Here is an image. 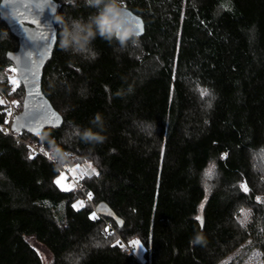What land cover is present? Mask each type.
I'll return each mask as SVG.
<instances>
[{
  "label": "trees",
  "instance_id": "trees-1",
  "mask_svg": "<svg viewBox=\"0 0 264 264\" xmlns=\"http://www.w3.org/2000/svg\"><path fill=\"white\" fill-rule=\"evenodd\" d=\"M54 1L41 90L63 123L43 139L0 130V264H42L30 239L51 264H218L246 241L264 253V0H117L142 18L144 34L121 45L97 32L94 58L59 44L65 26L91 24L98 9ZM16 48L0 20V99ZM29 145L55 159H29ZM85 162L99 175L84 177L82 192L55 185L64 166ZM98 202L121 228L89 220ZM136 239L143 262L127 249Z\"/></svg>",
  "mask_w": 264,
  "mask_h": 264
},
{
  "label": "water",
  "instance_id": "water-1",
  "mask_svg": "<svg viewBox=\"0 0 264 264\" xmlns=\"http://www.w3.org/2000/svg\"><path fill=\"white\" fill-rule=\"evenodd\" d=\"M3 3L4 0H0V5H3ZM37 4H40L42 7L37 8ZM52 5H55V10H53ZM119 7L122 10L124 25L130 26L132 29V37H141L144 34V23L142 18L132 13L125 6ZM57 9L58 4L54 0H15V3L13 5H9L7 7L0 6V20L6 25L9 32L17 39L16 50L6 53V59L10 62L13 67H16L18 70L17 75H19V72L22 71L25 67H28L31 64L27 54H31L32 60L41 61V67L38 70V82L40 84L41 95L33 94L28 98L30 106H35L36 108H40L45 103L49 104L52 107V105L48 102V99L42 93L41 80L44 66L51 59L52 52L56 44V40L53 41L51 39V33L53 30H55L57 33L55 25V16ZM33 18L40 21V24L37 25L25 22L26 20L30 21ZM137 22L142 25L143 29L139 35H136V33L140 31L137 28ZM47 24H51L52 27H47ZM115 39L119 41L117 38ZM45 45L48 46L47 52L44 51ZM9 53L12 54L11 57L9 56ZM29 80H31V77H29ZM21 86L23 89L21 110L15 115L12 122L16 118L21 117L25 111L23 105L24 97L26 95V86L23 81V78H21ZM28 87H30V84L28 85ZM52 109L61 118V121L63 123L61 115L53 107ZM12 122L9 126V132L13 134L24 132L31 135L32 137H35L36 139H40L43 130L51 129L48 127H44L39 130L38 135L33 134L27 128H19L16 132H13L11 130ZM93 212H95L97 216L108 218L114 221V223L119 228H121L123 225L119 224L121 219H119L104 202L96 203V205L93 207Z\"/></svg>",
  "mask_w": 264,
  "mask_h": 264
},
{
  "label": "snow or ice",
  "instance_id": "snow-or-ice-1",
  "mask_svg": "<svg viewBox=\"0 0 264 264\" xmlns=\"http://www.w3.org/2000/svg\"><path fill=\"white\" fill-rule=\"evenodd\" d=\"M15 3V0H4L3 7H7L9 5H13ZM27 6V5H25ZM37 8H41L42 6L40 4L36 5ZM53 10H55V5H52ZM19 22V21H18ZM26 23H31V24H40V21H38L37 19L33 18L32 20H26ZM44 26V25H42ZM47 27L51 28L52 25L51 24H47ZM137 28L140 30L136 33V35H139L140 32L143 30L142 29V25L137 22ZM118 34V33H117ZM56 36L57 33L55 30L52 31L51 33V39L53 41L56 40ZM59 47L61 48V45L59 44ZM47 48L48 46L45 45L44 51L47 52ZM11 53H9V56L11 57ZM29 61L31 62L30 66L25 67L22 71L19 72V75H17V68L13 67L11 65H9L5 71L7 73H9L10 75L7 76V84L10 86V90L8 92V95H12L13 93H15L17 91V89H19L21 87V78H23V81L25 83V91H26V95L24 97V113L21 117L16 118L13 122H12V131L16 132L19 128H27L29 131H31L33 134H39V130L44 128V127H48L51 129H59L62 125V121L61 118L57 115V113L52 109V107L45 103L44 105H42L40 108H36L35 106H30L29 103V97L32 96L33 94L36 95H41L40 92V84L38 82V70L41 67V61L39 60H32L31 54H27ZM79 70V69H77ZM29 77H31V80H29ZM30 84V87H28V85ZM201 97L205 96V95H210V93H208L207 89H203L200 92ZM214 98V97H213ZM5 104V100L4 99H0V106H3ZM11 104L13 107H19V101L13 99L11 101ZM208 107H211V101L208 102ZM4 116L5 119L3 121L4 125L9 124V119L8 117L12 116V111L11 108H7L4 109ZM99 119V117L97 118ZM0 130H2L4 132L5 135L8 134V129L4 128L3 125H0ZM86 136H90L89 133H85ZM91 138V137H90ZM41 139H43V137H41ZM94 139H101L100 137H94ZM30 147V146H29ZM54 153H59V149L58 148H53ZM41 152L43 155H45L46 157H48L50 160H54L55 159V155H49V153L47 151H45L43 148H41ZM227 154H222L221 155V159H223ZM29 159H33V154H32V150L30 147V152H29ZM76 168L79 167V165L75 166ZM90 167V165H89ZM215 165L214 164H210L209 165V169L205 170V176L208 177L210 174V170L214 169ZM92 173L94 175H99L98 172L95 171V169L92 170ZM73 181H75L77 179L76 175H75V168H73L71 170V173ZM68 179V174L66 172H61L59 176H57V178L54 180V183L62 190V191H70L72 185L67 184L66 181ZM80 179H83V176L80 177ZM240 189L242 192H244L245 194L248 193L249 188H248V184L247 181H242L240 183ZM206 190H207V185H206ZM88 199L92 198V193L89 192L87 194ZM257 202L261 203L264 201H261L260 197H257ZM83 201H76L73 204V209H78L79 207H83ZM242 214H244L245 216V220L247 219V215L249 213L245 212V210L241 209ZM88 218L90 221H95L97 219V214L95 212H90L88 214ZM196 219L199 221L201 220V217L197 216ZM241 226L244 225V221H240ZM120 225L123 224L122 221L119 222ZM203 226V225H201ZM104 232L106 234L109 233V228L106 225L104 227ZM201 240V237L197 236L196 241L194 242H199ZM251 243V242H249ZM130 245H135V246H140L141 245V241L136 239V240H132L129 242ZM99 246V245H97ZM113 246H120L123 247L124 245L120 243V241H116L115 244Z\"/></svg>",
  "mask_w": 264,
  "mask_h": 264
},
{
  "label": "clouds",
  "instance_id": "clouds-1",
  "mask_svg": "<svg viewBox=\"0 0 264 264\" xmlns=\"http://www.w3.org/2000/svg\"><path fill=\"white\" fill-rule=\"evenodd\" d=\"M87 3L98 9L92 23L85 25L80 20H72L70 26L64 27L60 40L61 48L94 58L97 54L90 49L89 44L97 32L109 39L117 38L121 45L133 35L131 27L124 25L122 10L117 0H87ZM56 20L62 23L61 17L57 16ZM93 25L96 31H93Z\"/></svg>",
  "mask_w": 264,
  "mask_h": 264
},
{
  "label": "rangeland",
  "instance_id": "rangeland-1",
  "mask_svg": "<svg viewBox=\"0 0 264 264\" xmlns=\"http://www.w3.org/2000/svg\"><path fill=\"white\" fill-rule=\"evenodd\" d=\"M123 6V5H122ZM12 66V65H11ZM7 68V67H6ZM5 68V69H6ZM10 75L9 73H7L5 70L3 71L2 77H6ZM6 83H7V79H6ZM8 85V84H7ZM20 89L22 90V95L21 97L18 96V89L15 93H13L12 95H5V103L7 105V108H11L12 112L17 114L20 112L21 110V105H22V99H23V89L22 86L20 87ZM10 90V86L8 85V92ZM15 99L19 101V107H13L11 104V101ZM4 128L8 129V124L3 126ZM78 165V163H75L73 165L70 166H64L62 168L61 172H66L68 174V179L66 181L67 184L72 185L71 183V177L72 175L71 170L73 168H75V172L76 171H83L82 168L83 167H87V169L90 171V174L93 175L92 170L94 169L93 166L89 163V162H85L83 164H79V167L76 168L75 166ZM85 165V166H84ZM90 165V167H89ZM264 171V165H260ZM86 169V168H85ZM60 173L58 174V176L60 175ZM57 178V177H56ZM55 178V179H56ZM54 179V180H55ZM56 185V184H55ZM58 187V186H57ZM59 188V187H58ZM72 188V187H71ZM60 189V188H59ZM261 201H264V197H260ZM78 201H83V205H84V200L80 199ZM89 202V201H88ZM81 208V207H79ZM78 208V209H79ZM242 218L245 219V217L243 216ZM30 243L35 246L37 253L40 257L41 263L42 264H51L52 262V258L51 256L46 253L44 250H42L40 247H38L34 241L32 239H30ZM127 249L130 250V252L140 261L143 262V247L142 245L140 246H135V245H127ZM218 264H264V253L262 251H260V248L255 247L254 245H252L251 243H249V241H246V243H244L243 245H241L238 249H236L234 252L230 253L229 255H227L224 259L220 260V262Z\"/></svg>",
  "mask_w": 264,
  "mask_h": 264
},
{
  "label": "built area",
  "instance_id": "built-area-1",
  "mask_svg": "<svg viewBox=\"0 0 264 264\" xmlns=\"http://www.w3.org/2000/svg\"><path fill=\"white\" fill-rule=\"evenodd\" d=\"M11 111H12V110H11ZM15 115H16V114L12 112V116L8 117V119H9L8 129H9V126H10V124H11L13 118L15 117ZM3 126H4V125H3ZM29 146L31 147V150H32L33 153H42L40 147H34V146H32V145H29ZM29 146H28V147H29ZM30 147H29V149H30ZM84 166H85V165H84ZM85 168H86V169H85ZM82 170H83V171H76V172H75V175H76V177H77V179H76L75 181H73V178L71 177L72 190H73V191H78L79 193L82 192V190H83V185L81 184L82 179H80V177L83 176V178H84V177H86V176H90V175H91V174H90V171L87 169L86 166L83 167ZM87 194H88V193L84 194V197H85L86 200L89 201L90 199H88ZM106 225L108 226V228H109V232H110V230H111V226H110L109 224H106ZM106 225H105V226H106ZM101 234L104 235V236L107 235V234L104 232V228H103V230L101 231ZM108 234H109V233H108Z\"/></svg>",
  "mask_w": 264,
  "mask_h": 264
}]
</instances>
